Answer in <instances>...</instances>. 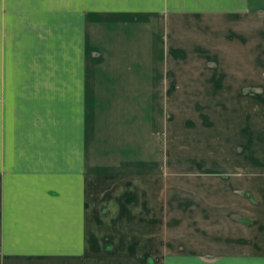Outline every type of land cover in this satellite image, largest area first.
I'll return each mask as SVG.
<instances>
[{"label":"crops","instance_id":"1","mask_svg":"<svg viewBox=\"0 0 264 264\" xmlns=\"http://www.w3.org/2000/svg\"><path fill=\"white\" fill-rule=\"evenodd\" d=\"M193 13L254 15L264 0H0V264H110L103 245L115 235L86 221L144 219L135 177L151 167L140 144L158 128L157 98L169 95L159 87L158 16ZM246 30V43L231 41L234 69L246 66L235 77L245 81L242 95L256 79L255 36ZM201 85L191 92L217 94L207 79ZM252 176L246 190L258 194V209L245 216L255 232L211 264H264V173Z\"/></svg>","mask_w":264,"mask_h":264},{"label":"rangeland","instance_id":"2","mask_svg":"<svg viewBox=\"0 0 264 264\" xmlns=\"http://www.w3.org/2000/svg\"><path fill=\"white\" fill-rule=\"evenodd\" d=\"M158 17L164 55L157 69L166 71L159 73V87L169 86V95L157 98L158 128L140 144L142 164L151 167L135 177V184L143 186L144 219H88L86 224L94 233L115 235L103 245L110 264H202L198 258L211 264L255 232L245 214L257 206L258 194L246 188L252 174L264 173V13ZM248 26L256 51L249 71L256 79L242 95L238 88L245 81L235 77L245 75L246 66L234 69L231 41L246 43ZM204 78L214 84L216 95L191 92L203 88ZM248 127L256 133L254 143L246 140L252 135ZM96 209L99 216L105 214ZM113 242L128 247V253L118 255Z\"/></svg>","mask_w":264,"mask_h":264}]
</instances>
